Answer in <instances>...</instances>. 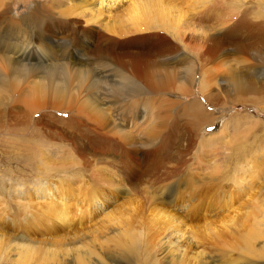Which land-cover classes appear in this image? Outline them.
Instances as JSON below:
<instances>
[{"label":"rangeland","instance_id":"1","mask_svg":"<svg viewBox=\"0 0 264 264\" xmlns=\"http://www.w3.org/2000/svg\"><path fill=\"white\" fill-rule=\"evenodd\" d=\"M131 1L0 6V264H264V2Z\"/></svg>","mask_w":264,"mask_h":264},{"label":"bare ground","instance_id":"2","mask_svg":"<svg viewBox=\"0 0 264 264\" xmlns=\"http://www.w3.org/2000/svg\"><path fill=\"white\" fill-rule=\"evenodd\" d=\"M68 2V1H70V0H55V5L56 6H62L63 5V3L64 2ZM79 1V0H78ZM89 1L90 0H81V3L80 4H78V6H76V5H73V8L71 7V8H68L67 10H65V12H69V11H71V12H73V9H75V10H77V9H79L80 8V11L78 12V13H80V12H85L86 11V13H83L82 14V17H85V18H87L85 21H89V20H91V21H93V19H97V18H100L101 16H105V15H102L101 14V12L96 8V9H93L92 8V10H90L91 8H89V6L91 5L90 3H89ZM114 1H117V0H114ZM138 1H140V0H132L131 1V7H130V10L131 11H129L130 12V14L132 13V12H134L135 11V13H134V18H137V16H138V14H139V12L138 11H136L138 8H139V3H138ZM148 1H150V0H148ZM206 1V0H205ZM259 2H264V0H258ZM209 2V1H208ZM143 3V2H142ZM207 3V2H206ZM152 6H154V7H156V8H161V7H163L162 5H164L163 4V1L161 2V0H154L152 3ZM72 5V4H71ZM0 6L2 7V6H6V7H8L7 6V3L6 2H4V0H0ZM141 6V5H140ZM143 8V7H142ZM60 9V8H59ZM61 10V9H60ZM60 10H59V12H60ZM142 10V9H141ZM71 12H69V13H71ZM61 14H64L65 15V13H64V10H62L61 12H60ZM107 16V15H106ZM27 18V20H26V23L28 24V25H35L34 23H32L31 21H30V19L29 18H35V19H38L37 18V16L36 15H30V16H28V17H25V19ZM261 18L263 19V20H261V22L260 23H256V25L258 26L259 24L261 25V28H262V31H263V33H264V15H261ZM24 19V18H23ZM140 19V18H139ZM137 19H134V20H132V22L130 23V25L134 28V30H135V32H139V30L142 28V27H140V23H138L137 24ZM143 23V22H142ZM149 24V23H148ZM135 25H138L137 27H135ZM255 25V26H256ZM153 26V25H152ZM152 26H150L149 28L151 29V28H154V27H152ZM148 28V29H149ZM36 29V28H35ZM144 30H147V28L145 27L144 29H143V31ZM141 31H142V29H141ZM31 32H33V30L31 31ZM31 32H30V34H31ZM134 32V31H133ZM3 34H5V33H3ZM2 34V35H3ZM1 35V36H2ZM24 35V34H23ZM22 35V36H23ZM38 36V35H37ZM37 36H35V37H37ZM177 38V36L176 35H174V39H176ZM263 39H264V37H263ZM16 41V40H15ZM10 43V42H9ZM39 49V48H38ZM41 50V49H40ZM2 51H4V48L2 47V46H0V52H2ZM11 52H12V55L13 56H9V58L8 59H12V63L14 64L13 65V68H15L18 72H20V73H27V72H34V71H42V70H47V69H49V72H48V76H53V74H54V72H53V70L54 71H57L58 70V72H62L63 73V71L61 70V68L60 67H62V65L59 67V66H57L56 64H54V63H47V61H46V58L45 57H43L44 59H45V62H41V63H35V62H33V63H31L30 61H29V56H28V53L30 52V48H28V47H25V48H23V49H21V50H19V51H15V49H12L11 50ZM73 57H74V55H72ZM60 65V64H59ZM50 69H52V70H50ZM97 74V73H96ZM56 75V74H55ZM203 77V76H202ZM193 81V80H192ZM202 86V85H201ZM202 88V87H201ZM202 91L204 92V90H203V88H202ZM240 101V100H239ZM37 112V111H36ZM36 112H34V113H36ZM47 187H49L48 185L46 186V187H42L43 188V190H38V189H36V193L38 194V197H40V201H38V202H32L33 204H31V203H26V202H24V203H18V202H13V205L11 206V207H14V209H18V212H16V214H17V216L18 217H23V216H25L26 217V214L28 215V213H30V216L31 217H33L34 218V221H33V225L35 226L37 223L36 222H45V223H48V224H51V222L52 221H49L50 219L49 218H51V219H53V220H55V221H57L58 219L57 218H59V216H62V223H65V222H68V220H70V219H68L67 218V215H69L68 214V207L66 208V206L65 205H63V204H61V202H60V199L62 200V198H64V197H59V196H56V194H55V196L53 195L52 197H48L47 195V193H52L53 192V189H50V188H47ZM52 187V186H51ZM41 188V187H40ZM4 190V188L2 189V191ZM35 193V194H36ZM25 194H28V192L27 193H24V192H22V191H20L19 192V194L18 195H22L21 197H22V199L24 198L23 197V195H25ZM34 194V195H35ZM43 195V196H40V195ZM57 195H59V194H57ZM29 197V196H28ZM7 208V207H6ZM67 209V210H66ZM63 211V213H62V215H60L59 213L60 212H62ZM69 217V216H68ZM0 219L3 221L4 220V218H2V216H0ZM57 219V220H56ZM60 219V218H59ZM231 219V218H230ZM28 220V219H27ZM230 221H232V220H228V221H226L227 223H230ZM60 224V223H59ZM225 225V224H224ZM228 225V224H227ZM29 226V225H28ZM27 227V221H26V224L24 225V229ZM216 235V234H215ZM248 243V242H247ZM250 243H251V241H250ZM249 244V243H248ZM6 245L7 246H9V244L7 243V241H6ZM6 248V247H5ZM26 251H28V247L26 248ZM105 258L106 259H108V261L109 262H106L105 261V259H101L100 258V260H98V259H96V260H94V263H97V264H102V263H124V262H122V261H115V260H113V259H111V258H108L106 255H105ZM81 263H85V262H81ZM196 264H214V260H212V259H210V258H208V259H202V260H198L197 262H196Z\"/></svg>","mask_w":264,"mask_h":264}]
</instances>
